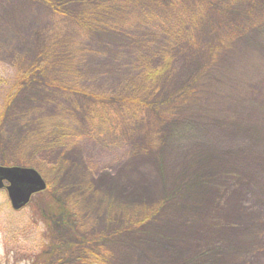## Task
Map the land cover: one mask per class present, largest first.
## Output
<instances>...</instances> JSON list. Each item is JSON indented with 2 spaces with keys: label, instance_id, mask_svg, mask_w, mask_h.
<instances>
[{
  "label": "rangeland",
  "instance_id": "374dc122",
  "mask_svg": "<svg viewBox=\"0 0 264 264\" xmlns=\"http://www.w3.org/2000/svg\"><path fill=\"white\" fill-rule=\"evenodd\" d=\"M38 65L0 166L46 188L0 191V264H264V0H0V113Z\"/></svg>",
  "mask_w": 264,
  "mask_h": 264
},
{
  "label": "trees",
  "instance_id": "16d2710c",
  "mask_svg": "<svg viewBox=\"0 0 264 264\" xmlns=\"http://www.w3.org/2000/svg\"><path fill=\"white\" fill-rule=\"evenodd\" d=\"M238 32V31H237ZM235 33V32H234ZM145 34V35H144ZM143 36V41H144V43L146 44V48H148L149 46H151V44H152V39H149V38H147V37H149V35L147 34V33H145L144 31H143V35H141V37ZM141 43V42H140ZM140 43H138V47H136V46H134L130 51H129V53L127 54L128 55V57L126 56V59L129 61L128 62V64L129 65H131V66H135L136 65V63H137V57H138V55L140 56L141 54H139V52L140 51H138V50H141V47H140ZM215 48H211V49H209V51L211 52L212 50H214ZM141 57V56H140ZM141 58H143V57H141ZM45 63H42L41 65H44ZM142 73L144 72V71H146V73H145V75L147 74V76H145V78H146V80H149L150 82H147V83H151V82H153L154 80H153V78L156 76V74L157 73H159V70L158 69H156V70H152L151 68H149L148 66H146V64H142ZM35 71L36 72H34L33 71V73H30V72H26V73H24V72H21V73H19L18 75H17V77H16V82H15V84H14V86L12 87V89L10 90V92L7 94V97H6V99H5V102H4V104H3V111H2V113H0V125L2 124V122H3V118H4V115H5V111L9 108V106H10V102H11V100L13 99V97L15 96V94H17L18 92H19V90L22 88V86H23V83L26 81V80H29L30 79V77H31V75H33L34 76V78L35 77H37L38 76V73L41 71V69H40V65H38V66H35ZM144 76V75H143ZM62 83H60V82H55L53 79L52 80H50V83L51 84H53V85H55V86H57V87H59V89H61V90H66V89H68V90H71V91H78L79 92V90L77 89V87H75V86H72V87H70L69 85H67V83H64V81H61ZM105 96V95H104ZM106 97V98H105ZM104 98L103 97H101V96H98V95H95V96H93V98H95V99H99L98 101H100V103H104V102H107L108 100H110L111 101V98H112V96H110V97H107V96H105ZM136 103L135 101H133V100H131L130 101V103ZM8 164V163H7ZM22 165H24V164H22ZM50 195V196H49ZM48 195V197H49V199H50V204L51 203H54L53 202V200L52 199H54L52 196H51V194H49ZM39 197V196H38ZM45 205H47L46 203H45ZM55 207V209H56V212H54V213H52L51 215L49 214V221H51V220H53L54 218H57V217H59L60 218V214L62 213V211H59L60 210V207L58 206V205H55L54 206ZM63 210H64V212H65V207H63ZM66 215V214H65ZM62 221H63V223H66V224H68V222H67V220L66 219H64V218H60ZM58 246H54L53 247V249H56ZM70 247L69 246H67L66 248H64V252H66V251H68V253L70 252ZM88 251V250H87ZM87 251H85L86 253H87ZM48 253H44L48 258H46L47 260L49 259V255L51 254V251L49 252V251H47ZM63 252V253H64ZM67 253V252H66ZM62 253H60V252H57V251H55V250H53V255H57V256H60ZM65 254V253H64ZM51 258V257H50ZM86 258V257H85ZM93 259H94V257H93ZM58 261V260H57ZM84 261V260H83ZM83 261H81V262H83ZM86 261V260H85ZM49 264H53L52 262L51 263H49Z\"/></svg>",
  "mask_w": 264,
  "mask_h": 264
},
{
  "label": "water",
  "instance_id": "95a60500",
  "mask_svg": "<svg viewBox=\"0 0 264 264\" xmlns=\"http://www.w3.org/2000/svg\"><path fill=\"white\" fill-rule=\"evenodd\" d=\"M45 182L32 168L0 166V190L5 189L13 210L27 205L32 195L44 191Z\"/></svg>",
  "mask_w": 264,
  "mask_h": 264
}]
</instances>
